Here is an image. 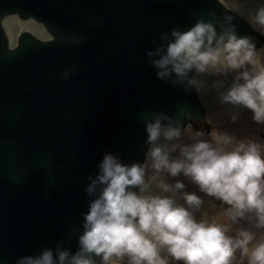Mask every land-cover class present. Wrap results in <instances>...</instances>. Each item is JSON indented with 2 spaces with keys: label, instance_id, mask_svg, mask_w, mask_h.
I'll list each match as a JSON object with an SVG mask.
<instances>
[{
  "label": "water",
  "instance_id": "1",
  "mask_svg": "<svg viewBox=\"0 0 264 264\" xmlns=\"http://www.w3.org/2000/svg\"><path fill=\"white\" fill-rule=\"evenodd\" d=\"M15 14L55 40L24 35L11 51L1 20ZM198 23L215 29L213 49L232 35L257 43L215 0H0V264L46 251L53 264L77 255L100 264L81 237L106 187L105 156L143 168L157 120L210 132L191 84L197 69L160 77L154 63L174 32ZM129 190L139 195V186Z\"/></svg>",
  "mask_w": 264,
  "mask_h": 264
},
{
  "label": "clouds",
  "instance_id": "2",
  "mask_svg": "<svg viewBox=\"0 0 264 264\" xmlns=\"http://www.w3.org/2000/svg\"><path fill=\"white\" fill-rule=\"evenodd\" d=\"M259 22L264 24V11L259 14ZM175 40L168 46L166 54L155 61L161 69L160 77L172 73L186 75L196 68L203 72L209 64L215 65L221 53H227L225 61L228 67L236 69L246 61H253L252 45L247 39H238L232 35L225 43L223 37L217 41L218 48L211 47L216 38L211 24L198 23L186 33L174 32ZM207 41V50L205 44ZM244 84L232 87L223 97L226 102L241 104L254 112V119L264 121V71L249 77L244 72ZM150 142H156L163 135L172 139L180 132L175 129H162L161 122L147 126ZM182 160L170 161L168 152L154 147L150 152L153 167L167 170L177 176L181 172L191 178L208 195L215 196L236 209H256L260 221L264 224V157L256 145L247 150L240 145L235 151L221 154L206 142H200L191 148L182 149ZM101 183L105 184L102 195L90 208L86 216V232L81 237L82 250L103 255L105 262L113 257L131 254L135 264L147 261V264H165L159 259L157 246L146 234L155 237L160 244L166 245L168 252L185 264H230L234 246L222 229L212 224L197 223L189 211L176 206L169 197H144L129 190L131 186H141L143 190L144 169L139 166L126 167L112 155L105 156L101 165ZM164 191L170 186L162 185ZM176 189L184 184L177 182ZM91 191V189H90ZM189 205H199L201 200L194 194H185ZM245 239L237 242V247L246 245L252 237L244 234ZM247 251V248H245ZM67 253H61L63 261ZM251 258L255 264H264V244L256 247ZM74 264H92V261L79 255L73 257ZM28 264H53L51 251L43 253L37 259L29 258Z\"/></svg>",
  "mask_w": 264,
  "mask_h": 264
},
{
  "label": "rangeland",
  "instance_id": "3",
  "mask_svg": "<svg viewBox=\"0 0 264 264\" xmlns=\"http://www.w3.org/2000/svg\"><path fill=\"white\" fill-rule=\"evenodd\" d=\"M259 10L264 11V0H250L247 11H249L252 16L256 17L262 12ZM3 27L9 38L10 48L17 46L18 39L23 33H31L42 40L49 39V35L46 34V32L34 21L22 22L19 18L8 17V19H5ZM222 56L224 55H220V58L215 65L209 64L205 71H198L194 76V81L199 85V87L197 85V88L207 110L208 122L210 121L213 126V132L210 136H203L197 134L192 128H187L184 131H179L180 135L172 139L166 138L162 132L159 139L152 143L148 152V158L144 167L145 184L142 186L143 190L140 188V195L144 197H169L174 200L176 206H179L183 191L181 192V189H176L175 184L181 182L182 177L179 178V176H183L188 181L184 183L183 189L187 190V187L188 189L192 187L194 195L199 197L202 201L201 204L195 205L199 218L194 220L197 223H205L206 226L215 224L224 232V229L222 228L225 226L224 209L223 205L219 206L217 204V197L208 195L205 191L201 190L200 186L191 178V176H186L182 172L177 176H172L167 170L162 169L157 171L152 166L153 159L150 156V152L154 147H161L164 151L168 152L170 161L182 160L184 158L182 155V149L191 148L193 145L200 142H206L221 154L235 151L240 145H243L244 149L247 150L250 145L254 144L256 145L259 154L264 157V144L259 140L256 142H250L248 139H242L237 136V134H243V127H240L239 131H236L233 127H224V124L227 126H233L234 123H239L241 120L251 122L253 120L261 124H263L264 121L255 120L254 112L251 109L241 104L226 102L223 99L232 87L237 84L245 83L242 75L244 72H247L249 77H252L256 73L264 71V61L256 56L252 62L246 61L239 68L233 69L228 67L225 58L223 59ZM211 72L213 76L216 77V83L214 84H209V81H212L210 75ZM230 83H232L231 86L229 85ZM162 129L167 130L169 128L162 127ZM225 133H232V136H225V138L219 136V134L225 135ZM191 183H194V185ZM163 184L169 185L170 191H164L162 187ZM182 199L185 200V197L182 196ZM246 212L248 213L249 220L244 224H235L234 221H232V236L235 237L236 235H239L242 238L240 240H243L245 239L244 234L246 233L252 237L251 241L248 242L246 260L253 262L251 258L252 251L259 245L264 244V224L261 223L260 214L256 209L246 208ZM239 231H241V233L238 234ZM152 241L157 244L159 259L164 260L166 257L168 258L170 253L168 252L167 246L161 247L158 240L155 242V239H153ZM232 242L233 246H235L236 244L234 240H232ZM243 249L244 247L240 249L241 253ZM113 260L114 257L109 264H114ZM105 263L108 264V262Z\"/></svg>",
  "mask_w": 264,
  "mask_h": 264
},
{
  "label": "flooded vegetation",
  "instance_id": "4",
  "mask_svg": "<svg viewBox=\"0 0 264 264\" xmlns=\"http://www.w3.org/2000/svg\"><path fill=\"white\" fill-rule=\"evenodd\" d=\"M228 12L232 13V16L234 17H238V19H240L239 24L242 25L243 27H245V29H248V31L251 33L252 37H262L264 39V24H261L259 22V14L255 17L252 16L250 14L249 11H247V7L250 4V0H217ZM262 11V10H259ZM249 41V40H248ZM257 43H250V45L252 46H256ZM259 46L257 49H252L254 55H253V59L254 57L257 56V58L263 59L264 61V42L263 43H259ZM223 59L227 56L226 53H221V55ZM259 60V59H258ZM212 81H209V84H214L216 83V77L213 76L212 72L210 73ZM224 78V77H223ZM194 80V78H193ZM232 81V80H231ZM195 87L197 88V82L193 81ZM233 83V82H232ZM232 83H230L229 85L231 86ZM199 87V85H198ZM198 89V88H197ZM199 93V91H198ZM199 97L201 99V96L199 94ZM203 106H204V102L201 99ZM248 110V109H246ZM210 122V121H209ZM211 125V132H213V126L211 123H209ZM225 128H229V127H233L236 131H239L240 127H243L242 132L243 134H237L238 137H241L242 139H248L250 142H256L257 140H259L262 144H264V123H258L256 121H245V120H241L239 123H234L233 126H227L224 124ZM187 128H191V126H188ZM210 136V135H208ZM220 137L225 138L228 136H232V133H225V135L223 134H219ZM182 177V183L184 184L185 182H188L183 176H179V178ZM194 185V183H191ZM186 188V186H185ZM188 189V187H187ZM183 191V192H182ZM181 198L182 196L185 197V194H194L193 188L190 187L187 190L185 189H181ZM181 202L179 204V206H182L184 208H186L190 215L193 217V219H198V214H196V209H195V205H189L187 204L186 200L181 199ZM217 204L219 206L223 205V209H224V220H225V227H224V233L225 236L229 239L232 240V221H234L235 224L240 223V224H244L245 222H247L249 219L248 213L246 212V208L243 210V215H240V211L239 209H236L233 205H229L224 201L219 200L217 201ZM258 220V219H257ZM259 221V220H258ZM241 233V231L238 232V234ZM147 238L150 240L155 239V242L157 241V239L153 236H151L150 234H146ZM166 246V245H162L161 247ZM241 257H243V254L241 255ZM114 264H135V260L133 258V256L131 254L125 253L123 256L121 257H114L113 260ZM165 264H167V260H165ZM103 264H106L105 262ZM141 264H147V261H141ZM230 264H233L232 262V257L230 258ZM242 264H249V263H242ZM254 264V263H251ZM255 264H258V262H255Z\"/></svg>",
  "mask_w": 264,
  "mask_h": 264
},
{
  "label": "bare ground",
  "instance_id": "5",
  "mask_svg": "<svg viewBox=\"0 0 264 264\" xmlns=\"http://www.w3.org/2000/svg\"><path fill=\"white\" fill-rule=\"evenodd\" d=\"M9 39V38H8Z\"/></svg>",
  "mask_w": 264,
  "mask_h": 264
}]
</instances>
